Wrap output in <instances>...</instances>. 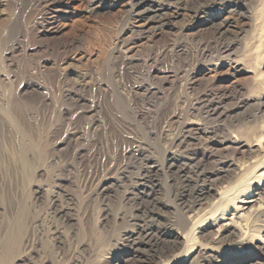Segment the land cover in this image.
Listing matches in <instances>:
<instances>
[{"label": "rangeland", "instance_id": "obj_1", "mask_svg": "<svg viewBox=\"0 0 264 264\" xmlns=\"http://www.w3.org/2000/svg\"><path fill=\"white\" fill-rule=\"evenodd\" d=\"M128 1L0 0V264H172L188 252L172 234L189 230L185 212L218 203L197 189L229 188L264 160L248 147L264 145V0H195L204 20L245 14L223 39L204 21L187 31L190 9L160 29ZM228 136L248 144L226 148ZM262 213L246 225L260 242ZM214 264H264V250Z\"/></svg>", "mask_w": 264, "mask_h": 264}, {"label": "bare ground", "instance_id": "obj_2", "mask_svg": "<svg viewBox=\"0 0 264 264\" xmlns=\"http://www.w3.org/2000/svg\"><path fill=\"white\" fill-rule=\"evenodd\" d=\"M106 1L108 0H92L90 11L95 12L98 8L102 7V4ZM193 2H195V0H129L127 4L129 6L130 18L145 19L149 21L150 24H153L154 27H158L160 29L165 28L166 26L171 24L175 18L183 15L185 12L184 10L190 9L192 10V13H188L186 15L187 23L185 25V29L189 31L192 28H195V24L198 25V23H202L201 21H204V29H211L216 38L219 37L220 39H223L224 37L229 35L231 27H233V25H235V23L239 19L243 18V16L245 15L237 13L236 17L232 18L231 16H228L221 20L217 13L214 16V19L212 18V15L205 16L204 20V16L200 17V15H206L207 11L198 10L195 12V8L192 6ZM168 3L169 5H167ZM224 3V1H215L213 5L219 7V5L221 4L225 5ZM171 6L173 7L171 8ZM230 9L231 7L229 8V10ZM232 9L237 11L238 7ZM232 9L230 10V12H233ZM230 49V45L227 44L218 46V50L221 53L229 52ZM258 98L264 99V94L258 95ZM261 103L264 106V100L261 101ZM216 110L217 108H214V111ZM175 118H177V116L173 115L171 120L173 121L175 120ZM193 121L194 120H192V122ZM184 143V139L177 138V136L168 142L169 147L164 152V162L165 167H167V169L174 168L175 165L178 164V162L180 161L179 153L180 149L183 148ZM219 143L220 142H216L215 146L219 145ZM223 143L225 144L226 148H236V150L243 149L248 144L245 141H242V138H240V136H228L223 141ZM251 146L257 147L260 153H264V145H260V143H255L254 145L248 146L249 149H251ZM189 155L190 156L188 157V160L195 161V156H197L195 150L190 152ZM146 161L148 163V169L144 170V174L152 180L160 169L159 164H156L157 162L154 160L153 157L150 156H147ZM179 170H181L180 167ZM152 182H154V180H152ZM204 186L199 187L197 189V192L208 191L213 196L218 197V203L214 204L213 209L211 211L202 215V217L200 216V218L198 217L199 219H195V204L194 206H191L188 210L186 209V224L191 225L189 230L185 233L182 232L183 235H175L174 233L172 234L175 237L177 244H182L186 242L185 251L188 252H185V254L181 253L180 255H178L173 260L172 264H193L194 262H197L196 260L200 256L203 257L202 264H214L217 259H219L220 257L227 256L234 250L263 251L264 242L262 240V242H260V240L256 238L254 234L249 235L248 227L246 225L249 220H253V217H260L261 215H263L262 212L264 211V160L256 162L255 170L253 171V173L246 174L242 180L230 186L229 188H225L220 191H214L212 188ZM40 192L41 190L36 191V193ZM192 192H195V185L192 188ZM226 200L228 202L223 204V202H225ZM160 210L161 208L155 205L153 208V212H150V216H153L154 219L159 218V213L157 212H159ZM157 229L154 230L153 225H146L143 227V232L146 231L147 234H150L152 236V232L154 233L155 231L159 233V231L161 230ZM208 232H211L213 234L212 240L209 243H203L204 241H197L195 239V233H198L201 235V239L205 240L207 235L209 234ZM134 234L135 232L133 233V235ZM165 235H168L167 231L165 232ZM127 238L131 239V236H128Z\"/></svg>", "mask_w": 264, "mask_h": 264}]
</instances>
